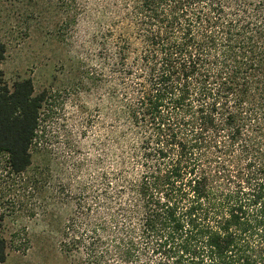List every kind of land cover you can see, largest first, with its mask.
I'll return each mask as SVG.
<instances>
[{"label":"trees","instance_id":"1","mask_svg":"<svg viewBox=\"0 0 264 264\" xmlns=\"http://www.w3.org/2000/svg\"><path fill=\"white\" fill-rule=\"evenodd\" d=\"M45 1L57 37L84 26L113 124L114 167L81 190L83 264H264V0ZM5 52L0 155L20 176L46 94L5 81Z\"/></svg>","mask_w":264,"mask_h":264},{"label":"rangeland","instance_id":"2","mask_svg":"<svg viewBox=\"0 0 264 264\" xmlns=\"http://www.w3.org/2000/svg\"><path fill=\"white\" fill-rule=\"evenodd\" d=\"M50 16L45 0H0L5 81L30 79L35 94H46L31 166L20 176L9 175L0 155L3 264H83L92 235L81 215V190L86 185L94 191L101 173L114 167L109 104L94 84L85 86L81 73L84 26L79 22L57 37V21ZM112 247L109 237L105 248Z\"/></svg>","mask_w":264,"mask_h":264}]
</instances>
